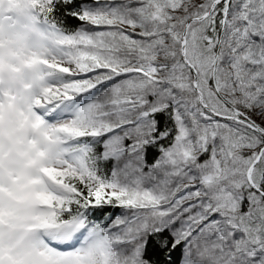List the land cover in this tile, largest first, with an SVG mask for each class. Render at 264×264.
Instances as JSON below:
<instances>
[{
	"label": "snow or ice",
	"instance_id": "obj_1",
	"mask_svg": "<svg viewBox=\"0 0 264 264\" xmlns=\"http://www.w3.org/2000/svg\"><path fill=\"white\" fill-rule=\"evenodd\" d=\"M0 264H264V0H0Z\"/></svg>",
	"mask_w": 264,
	"mask_h": 264
},
{
	"label": "trees",
	"instance_id": "obj_2",
	"mask_svg": "<svg viewBox=\"0 0 264 264\" xmlns=\"http://www.w3.org/2000/svg\"><path fill=\"white\" fill-rule=\"evenodd\" d=\"M68 23H69L70 26H73V25H75L77 22H76V21H69ZM155 156H156V152H155V150H154V149H150V150H149V159L151 160V159H153Z\"/></svg>",
	"mask_w": 264,
	"mask_h": 264
}]
</instances>
